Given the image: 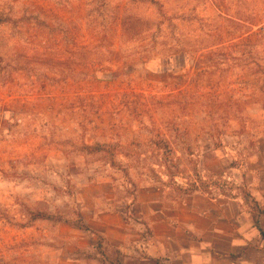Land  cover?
Returning a JSON list of instances; mask_svg holds the SVG:
<instances>
[{
	"label": "rangeland",
	"instance_id": "374dc122",
	"mask_svg": "<svg viewBox=\"0 0 264 264\" xmlns=\"http://www.w3.org/2000/svg\"><path fill=\"white\" fill-rule=\"evenodd\" d=\"M262 135L264 0H0L5 264L76 230L93 180L245 191Z\"/></svg>",
	"mask_w": 264,
	"mask_h": 264
},
{
	"label": "crops",
	"instance_id": "0c3cea01",
	"mask_svg": "<svg viewBox=\"0 0 264 264\" xmlns=\"http://www.w3.org/2000/svg\"><path fill=\"white\" fill-rule=\"evenodd\" d=\"M241 172L245 191L229 196L93 180L78 194L82 226L26 230L38 241V257L27 264H264L254 222L264 229V135Z\"/></svg>",
	"mask_w": 264,
	"mask_h": 264
},
{
	"label": "trees",
	"instance_id": "16d2710c",
	"mask_svg": "<svg viewBox=\"0 0 264 264\" xmlns=\"http://www.w3.org/2000/svg\"><path fill=\"white\" fill-rule=\"evenodd\" d=\"M259 214H264V211L263 210H259V212H258ZM257 213V214H258ZM254 222H255V224L257 225V227L259 228V230L261 231V235H262V237H263V239H264V229H262L261 227H259V222H258V219L257 218H255L254 217ZM77 226H82L81 224H78Z\"/></svg>",
	"mask_w": 264,
	"mask_h": 264
}]
</instances>
